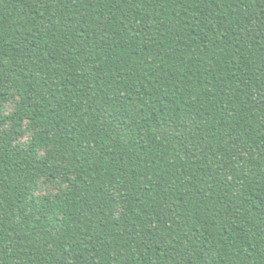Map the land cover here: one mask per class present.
I'll use <instances>...</instances> for the list:
<instances>
[{
  "label": "trees",
  "instance_id": "16d2710c",
  "mask_svg": "<svg viewBox=\"0 0 264 264\" xmlns=\"http://www.w3.org/2000/svg\"><path fill=\"white\" fill-rule=\"evenodd\" d=\"M0 264H264V0H0Z\"/></svg>",
  "mask_w": 264,
  "mask_h": 264
}]
</instances>
